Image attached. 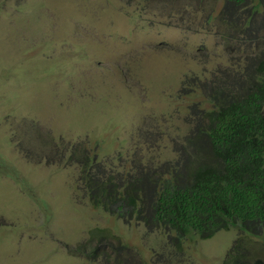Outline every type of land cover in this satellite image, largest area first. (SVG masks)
<instances>
[{"label": "rangeland", "instance_id": "rangeland-1", "mask_svg": "<svg viewBox=\"0 0 264 264\" xmlns=\"http://www.w3.org/2000/svg\"><path fill=\"white\" fill-rule=\"evenodd\" d=\"M248 11L225 0H0V264H225L236 230L177 245L93 207L71 146L89 142L107 173L151 166L147 155L172 149L169 124L187 127L186 108L254 52L264 12L246 25Z\"/></svg>", "mask_w": 264, "mask_h": 264}, {"label": "trees", "instance_id": "trees-1", "mask_svg": "<svg viewBox=\"0 0 264 264\" xmlns=\"http://www.w3.org/2000/svg\"><path fill=\"white\" fill-rule=\"evenodd\" d=\"M225 1L248 8L246 25L264 12V0ZM253 41L254 52L219 72L217 86L203 85L211 91L186 108L185 129L169 124L172 149L156 146L145 157L153 164L138 163L136 176L107 173L89 142L71 146L81 168L77 191L96 209L157 229L177 245L236 230L225 264H264L252 260L263 258L251 246H264V34ZM182 84L189 87L190 78ZM6 174L31 191L15 169Z\"/></svg>", "mask_w": 264, "mask_h": 264}]
</instances>
